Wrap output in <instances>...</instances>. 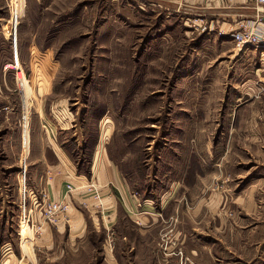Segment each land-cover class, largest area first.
Segmentation results:
<instances>
[{"label": "rangeland", "instance_id": "374dc122", "mask_svg": "<svg viewBox=\"0 0 264 264\" xmlns=\"http://www.w3.org/2000/svg\"><path fill=\"white\" fill-rule=\"evenodd\" d=\"M205 32L186 14L137 0H0V243L9 240L14 256H25L19 216L31 251L39 219L68 220L67 212L45 219L42 201L29 212L23 174L30 149L50 141L46 129L52 136L56 128L60 141L68 135L58 130L63 121L81 134L71 137L73 153L101 131L119 166L147 169L153 211L158 192L150 186L181 183L184 195L174 198L181 211L146 215L149 239L136 260L124 239L109 246L131 222L125 216L118 232L109 223L96 231L97 212L77 241L61 234L48 252L37 251L41 264H264V83L227 73L220 48H238L230 35ZM25 127L29 154L20 162ZM138 184L131 182L135 195ZM204 198L213 213L194 221L188 207ZM175 226L195 252L179 244Z\"/></svg>", "mask_w": 264, "mask_h": 264}, {"label": "crops", "instance_id": "0c3cea01", "mask_svg": "<svg viewBox=\"0 0 264 264\" xmlns=\"http://www.w3.org/2000/svg\"><path fill=\"white\" fill-rule=\"evenodd\" d=\"M128 2H132V0H128ZM137 3L166 14H186L188 20L192 19L199 28L206 29L204 34L209 35L208 37L214 40L218 39L219 36L221 40L228 38L231 32L239 30L245 24H256L264 28V3H257L255 0H233L228 2L223 0H137ZM223 45L220 48V53L224 54L226 58L224 68L227 73L230 71L231 74L236 75V80L243 79L252 83L259 78L264 83V45L249 46L242 50H237L234 47L228 48L227 44ZM228 62L231 66L227 64ZM53 110L51 109V112ZM64 118L66 119V117ZM60 128L58 129L60 133H65L69 136L64 135L63 140L60 141L56 128L52 136L51 132L46 129L47 137H49L50 141L35 144L30 149V154L27 145L28 130L26 127L23 128V154L20 162L25 161V155L29 154L28 163L26 162L28 170L25 173L23 172L24 179L28 181L30 187L28 189V196H30L29 212L34 210L35 202L39 201L42 195H45L50 201L65 200L69 207L67 208L68 220L60 219L51 224L39 219L38 221L41 225L33 242L36 248H32L31 251L30 239L27 236L28 227L24 223L23 216H19L20 247L25 256H14L12 253L13 248L10 251L4 252L3 250L4 258L0 260V264H41L43 260H41L37 251L48 252L47 249L50 250L52 248V243L54 244L56 237L61 234H64L70 241L75 242L84 233L86 225H90V222L94 225L93 229L96 231L104 230L106 223H109L108 227L115 232V230H118L119 221L125 216L132 226L126 230L124 236H117L118 238L114 239L113 245L110 241L109 246H116L117 239H124L125 252L131 253L134 251V259L136 260L137 257L144 254V248L149 239V237L146 239L147 235L145 231H142L145 226H148L145 222L147 219L146 215L152 213V216L156 214V216H161V213L168 215L169 211H181L174 198L180 195L181 198L183 197L184 191L180 189L182 184L177 183L172 188L160 187L161 185H166V183L150 186L152 192H158V209L157 212L153 211L151 205L154 199L151 197L146 198L147 196L144 197L148 193L144 186L148 181L147 169L139 171L135 167L126 169L119 166L120 160H116L106 152L104 146L106 142L100 140L101 131H99V138L98 136L94 137L93 142H86L87 144H83L82 147L75 144L74 140L76 151L73 153L74 149L70 146L71 137L75 139L79 136L81 137V134L74 137L75 130L71 135L70 129L72 125H69V122L61 121ZM24 130H26V141H24ZM81 152L82 154L87 153L86 159L79 155ZM22 157L24 158L23 160ZM131 182L133 184L136 182L143 184V186L138 184L140 185L138 187H142L138 195H135L132 191ZM90 184L94 185L99 193V200L91 195L90 192H86L85 187ZM167 184L169 185L170 182ZM68 185L71 186L69 192L67 191ZM150 188L147 187V190H150ZM37 193L40 194L39 197ZM195 195V192H190L188 196L195 198ZM202 201H204V204L200 203L198 205L195 203L192 209L191 206L188 207V211L191 212L194 221L200 213H202L200 214L201 216L213 213V210L208 208L209 202L206 198L202 199ZM19 207L24 212L26 206L23 200L20 202ZM22 207L25 209L23 210ZM97 212L101 213L99 217L91 218L89 222V217L92 215L96 216ZM104 217L107 219L105 220ZM176 217L180 218L181 216L178 215ZM176 217L173 222L176 221ZM157 219L159 221L160 218L157 217ZM174 231H176L174 233L175 238H178L179 244L187 251L185 252L187 254L190 251L195 252L190 244L192 239L187 237V231L181 229L180 226H175ZM135 238L138 240L135 241ZM7 244H10L9 240H4L0 243V252L2 251V246ZM25 244L28 246L26 250L24 249ZM110 254L113 255L112 253ZM253 257L254 259L256 257V259L262 260L261 255ZM25 258L28 260H25ZM140 258L141 260L145 259L142 256ZM48 260L49 258H46L44 262L47 264Z\"/></svg>", "mask_w": 264, "mask_h": 264}, {"label": "built area", "instance_id": "2783aa9c", "mask_svg": "<svg viewBox=\"0 0 264 264\" xmlns=\"http://www.w3.org/2000/svg\"><path fill=\"white\" fill-rule=\"evenodd\" d=\"M225 2L233 1V0H223ZM257 3H264V0H255ZM230 36L232 37V41L234 42L236 48L241 49L243 47L248 46H260L264 43V28L257 26L256 24H245L239 30L231 32ZM89 191H93L96 194L94 197L96 199H100L99 193L96 191L94 185L88 186ZM71 190V186L68 185L67 191ZM42 204L44 206V218L51 221L53 216L63 215L67 212L68 204L65 202L64 199L58 201H50L45 195H42V198L39 201L35 202L37 204ZM12 250L10 244L2 246V251L0 252V260L4 258V252Z\"/></svg>", "mask_w": 264, "mask_h": 264}, {"label": "bare ground", "instance_id": "6f19581e", "mask_svg": "<svg viewBox=\"0 0 264 264\" xmlns=\"http://www.w3.org/2000/svg\"><path fill=\"white\" fill-rule=\"evenodd\" d=\"M68 208H69V207H68ZM26 240H27V239H26ZM27 247H28V246L25 244V248H24V249L26 250V249H27Z\"/></svg>", "mask_w": 264, "mask_h": 264}]
</instances>
